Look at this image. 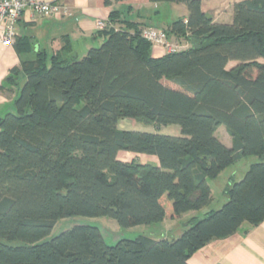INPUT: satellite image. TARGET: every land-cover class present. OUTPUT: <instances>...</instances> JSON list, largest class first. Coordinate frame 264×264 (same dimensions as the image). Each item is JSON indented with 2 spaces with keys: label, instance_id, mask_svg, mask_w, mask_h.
I'll return each instance as SVG.
<instances>
[{
  "label": "trees",
  "instance_id": "obj_1",
  "mask_svg": "<svg viewBox=\"0 0 264 264\" xmlns=\"http://www.w3.org/2000/svg\"><path fill=\"white\" fill-rule=\"evenodd\" d=\"M149 1L185 4L187 16L162 31L188 47L154 57L147 25L111 10L96 32L102 42L83 56L65 39L5 78L19 88L0 116V264H189L210 241L264 220V0L234 3L230 23L214 21L200 0ZM124 118L154 131L120 129ZM168 125L180 135L158 133ZM220 126L230 147L215 135ZM121 151L156 161L121 160ZM250 156L258 160L229 180L222 205L187 219L174 238L107 244L98 226L75 225L45 239L70 216L128 228L197 212L211 201L208 181Z\"/></svg>",
  "mask_w": 264,
  "mask_h": 264
},
{
  "label": "crops",
  "instance_id": "obj_2",
  "mask_svg": "<svg viewBox=\"0 0 264 264\" xmlns=\"http://www.w3.org/2000/svg\"><path fill=\"white\" fill-rule=\"evenodd\" d=\"M42 1H57L64 3L68 6L69 12L60 17L40 16L32 14L29 9H25L16 24V40L20 42L19 49L21 51H23L26 46H28L31 51L26 54H21L17 51L15 45L3 46L0 44V116L11 111L14 107L13 101L18 94L19 87L9 86L4 80L12 68L19 66L21 58L33 57L38 50H45L48 55H51L63 46L65 39H68L71 44L72 55H75L76 57L83 56L90 47L102 42L103 37L96 36L98 29L95 25V21L97 18L107 20L111 10H118L121 17L126 18L129 21L142 23L140 26H153L161 30L167 28V26L176 18H185L187 16V8L184 3L167 2L171 9L168 18L166 19L167 21L161 25L160 23L159 25H155L153 24L155 22L154 19L159 17V14L156 15L159 11L157 8L163 2L155 3L150 2L149 0H110V4L107 5L105 4V0ZM200 1L202 11L210 15L214 21L230 23L232 20L233 4L241 0ZM26 40H28L29 45L22 44ZM169 40L173 43L180 44L183 49L189 45L187 41L177 40L173 36L169 37ZM166 52L167 51L164 48L152 45V56L158 57ZM259 61L263 60L260 59ZM237 63L238 62L236 61H230L227 64V68H231ZM21 81H23L22 77L20 79V82ZM158 133L179 136L180 128L177 125H168L163 127V130L158 131ZM215 135L226 146L230 147L232 145V138L226 128H223L222 126L218 127ZM131 154L132 158H137L141 162L156 161L154 156L135 153ZM254 161L255 160L252 159L249 160V162ZM220 175L222 174H219V178L221 177ZM242 175L238 178H241ZM219 178L211 179V181L208 182L211 190L210 203L197 212L191 211L183 214L181 219L179 218L180 221H183L181 223L182 226H184L186 220L190 217H201L205 212L219 208L226 200V197L222 196L215 204H212L214 200L213 186L219 187L223 193L226 183L229 182V175L223 177V182L221 184L217 182V179ZM235 178L236 177H233V180ZM172 221L173 219H163L160 224L165 223L168 227V223ZM182 229L183 227H179L175 231L173 230L170 232V228L169 232H166L165 234L160 233L158 238H174L181 233ZM188 262L189 264H264V220L256 226L242 224L235 233L225 238L210 241L208 244L193 253L189 257Z\"/></svg>",
  "mask_w": 264,
  "mask_h": 264
},
{
  "label": "rangeland",
  "instance_id": "obj_3",
  "mask_svg": "<svg viewBox=\"0 0 264 264\" xmlns=\"http://www.w3.org/2000/svg\"><path fill=\"white\" fill-rule=\"evenodd\" d=\"M157 10L159 11L156 13V15L159 14V17L154 19L155 22L153 24L159 25L160 23L161 25L162 23L167 21L166 19L168 18L169 13L171 12L170 11L171 9L167 2H163L159 5ZM168 41L171 42L169 39ZM98 45L99 44H95L94 46H98ZM165 83H168V82L165 81ZM117 125H118V128L120 129L154 131V127H152V125H145L141 122H138L130 118L120 119ZM222 127L225 128L224 126ZM162 130H163V127H160L158 131H162ZM131 156H132L131 153H126V152L119 153V158L122 160H129L132 158ZM256 158L250 156V157L242 158L241 160L237 161L234 165L225 169L224 172L221 173L222 175H220L221 176L220 178L218 176L219 179H217L218 180L217 182L221 184L223 182L222 180L223 177L228 176V175H229V180L233 179V177H236L234 180L238 181L240 179L238 177H240V175H242L244 170L248 168V165H250L248 163H252V162H249V160L252 159L256 161L258 160V158L257 159ZM210 181L211 180H209L208 182ZM213 196H214V200L212 204H215L223 196V193L221 192L219 187L213 186ZM179 218L181 219V217H177L176 219H173L172 222H169L168 227L165 223L163 224L153 223L150 225H137V226L124 228V227L119 226L118 223L114 219L108 216H98V217L80 216V215L70 216V217L59 219L54 224L50 234L45 239H49L61 233L62 231L70 229L71 227L75 225H96L98 226L107 244H114L116 243L117 239L125 238V237L126 238L134 237L138 234H146V235H149L150 237L158 238L160 233L165 234L166 232H169L170 228H171L170 232L173 230L175 231L179 227L181 228L182 227L181 223L183 221H180Z\"/></svg>",
  "mask_w": 264,
  "mask_h": 264
},
{
  "label": "built area",
  "instance_id": "obj_4",
  "mask_svg": "<svg viewBox=\"0 0 264 264\" xmlns=\"http://www.w3.org/2000/svg\"><path fill=\"white\" fill-rule=\"evenodd\" d=\"M29 9L34 15L40 16H63L69 12L66 4L53 1L46 2L42 0H0V44L3 46H12L17 37L16 24L23 11ZM107 20L97 18L95 25L97 29H103ZM142 36L149 40L153 45L160 46L166 51L180 49L177 43L169 42L161 29L153 26L143 28Z\"/></svg>",
  "mask_w": 264,
  "mask_h": 264
}]
</instances>
